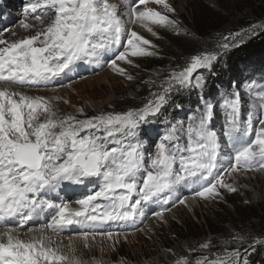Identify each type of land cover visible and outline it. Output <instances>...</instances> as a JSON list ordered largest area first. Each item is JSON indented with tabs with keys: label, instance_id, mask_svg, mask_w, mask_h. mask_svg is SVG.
<instances>
[{
	"label": "snow or ice",
	"instance_id": "snow-or-ice-1",
	"mask_svg": "<svg viewBox=\"0 0 264 264\" xmlns=\"http://www.w3.org/2000/svg\"><path fill=\"white\" fill-rule=\"evenodd\" d=\"M150 3L175 14L167 0H25L19 27L29 34L13 31L17 38L10 39L7 29L0 31V264H88L77 255L75 240L90 249L99 236L115 250L130 231H151L139 227L149 213L166 224L165 213L187 207L190 199L218 201L221 189L235 193V183L227 182L233 174L264 172V83L244 84L247 103L235 85L216 102L203 96L202 71L211 73L226 51L239 46L238 37L264 25L217 37L182 57L159 82L142 81L149 95L126 110L88 115L78 107L58 115L52 101L60 97L27 94L70 87L63 81L83 79L85 66H107L133 80L121 64L139 67L136 58L157 55L158 46L131 25L156 38L152 25L189 35L180 21ZM193 89L200 91L202 107L186 122L165 117L162 132L151 139L145 126L163 115L174 92ZM217 109L223 118L219 130ZM183 189L192 195H182ZM262 243L236 232L163 251L170 254L167 264H249L248 252ZM120 264H126L123 258Z\"/></svg>",
	"mask_w": 264,
	"mask_h": 264
},
{
	"label": "rangeland",
	"instance_id": "rangeland-1",
	"mask_svg": "<svg viewBox=\"0 0 264 264\" xmlns=\"http://www.w3.org/2000/svg\"><path fill=\"white\" fill-rule=\"evenodd\" d=\"M167 2L175 9L174 15L167 13L162 5L150 3L148 6L180 21L181 28L189 35L177 36L167 28L152 25L159 36L156 38L138 24L131 25L138 34L158 46L157 55L136 58L135 62L139 67L121 64L134 77L133 80L129 81L114 74L107 66L103 69L85 66L87 70L81 71L83 79L76 77L74 83L69 80L63 81L65 85L70 84V87H60L57 84L54 91H32L27 94L36 96L38 93L45 97L43 93L47 91L52 97H59L55 92L61 91V99L52 101L58 115L75 113V108L78 107H83L88 115H94L101 109L126 110L131 106H139L143 98L149 95V87L142 81L159 82L168 74L170 68H175L177 64L183 62L182 57L211 45L217 37L248 29L254 23L264 25V0H167ZM24 4L25 0H0V21L3 20L0 31L7 29L8 31H4L5 36L12 34L19 27L20 17L23 18ZM262 31L264 28L258 27L252 35L245 34L242 39L238 37L239 46L232 47L225 52V55L243 47ZM174 52L179 55H175ZM167 53L172 56H168ZM221 69L223 70L224 67ZM202 71L207 77L203 90L204 98H209L211 95L218 97L225 91L231 92L225 88V85L219 83V76H214L213 67L211 73L207 70ZM102 74L108 78L106 81L103 79V83H98ZM210 89L214 94L207 97L206 94ZM241 93L247 103L244 88ZM200 95L198 89L174 92L170 102L162 109L163 115L157 118L156 123L145 126L150 130L149 137L155 140L157 133L162 132L165 127L163 123L165 117L173 122L180 119L186 122L187 116L192 113L190 104L193 100L199 101L202 107ZM64 99L69 100L70 104H65ZM177 105L181 107L178 108ZM244 111L246 114V107ZM214 126L217 130L223 126L219 109ZM227 182H234L238 190L235 193H228L221 189L223 199L218 201L209 202L197 198L190 199L187 207L177 205L171 212L165 213L166 224H160L149 213V218L139 227H146L151 231H130L127 242L121 236L115 250L112 249L110 241L99 236L90 249H85L83 242L76 240L75 243L80 244L77 255L88 264H93L94 259L102 260L104 264H120L121 258L126 264H167L170 254L163 251L165 248L179 252L186 246L203 243L209 236L219 241L233 233L242 232L251 233L264 240V172L233 174ZM182 195L191 196L192 193L188 189H183ZM89 242L91 243V238ZM67 243L68 241L64 239L63 244L67 245ZM254 249L262 252L264 243L257 244ZM64 250L67 251L66 248ZM252 255L253 250H250L247 254L249 264L253 261Z\"/></svg>",
	"mask_w": 264,
	"mask_h": 264
},
{
	"label": "trees",
	"instance_id": "trees-1",
	"mask_svg": "<svg viewBox=\"0 0 264 264\" xmlns=\"http://www.w3.org/2000/svg\"><path fill=\"white\" fill-rule=\"evenodd\" d=\"M174 54L179 55L175 52ZM167 55L172 56L170 53ZM221 67L224 69L222 70ZM213 70L214 76H219V83L225 85L228 91L232 90L235 85L242 92L244 84L252 80L264 83V31L255 35L249 43L237 48L231 54L225 55L224 53L214 64ZM210 94H214L211 89L206 96L208 97ZM211 96L206 99L219 102L220 95H217L218 97ZM197 107H200L199 101L193 100L190 104V112H195ZM252 258L251 264H264V249L262 252L253 249Z\"/></svg>",
	"mask_w": 264,
	"mask_h": 264
},
{
	"label": "bare ground",
	"instance_id": "bare-ground-1",
	"mask_svg": "<svg viewBox=\"0 0 264 264\" xmlns=\"http://www.w3.org/2000/svg\"><path fill=\"white\" fill-rule=\"evenodd\" d=\"M4 1H2V3H3ZM1 9V8H0ZM17 16H18V14H16ZM20 19H22L21 17H20ZM12 21V20H11ZM18 22V21H17ZM1 23V22H0ZM1 25V24H0ZM18 27V26H17ZM16 34H17V36H24V35H28L29 33H26L23 29H21L20 27H18L16 30ZM5 35V34H4ZM5 37H7V38H10V39H16L17 37L16 36H13L12 34H9V35H6ZM89 78V77H88ZM108 78V77H107ZM106 77H104V74H102L101 76H99V80H98V83H103V79H105V81H106V79H107ZM43 94H45V97H47V98H49V99H51L52 98V96L51 95H49L50 94V92H45L44 91V93ZM55 94H58L59 95V97L61 96V91H58V92H55ZM37 95H39L40 96V94H38L37 93ZM36 95V96H37ZM48 95V96H47ZM58 97V96H57ZM70 194V193H69ZM76 241V240H75ZM75 241H74V244H75V246L78 248V245H80V244H78V243H75Z\"/></svg>",
	"mask_w": 264,
	"mask_h": 264
}]
</instances>
